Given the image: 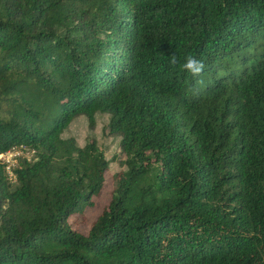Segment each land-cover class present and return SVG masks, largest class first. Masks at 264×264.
<instances>
[{
	"label": "trees",
	"instance_id": "obj_1",
	"mask_svg": "<svg viewBox=\"0 0 264 264\" xmlns=\"http://www.w3.org/2000/svg\"><path fill=\"white\" fill-rule=\"evenodd\" d=\"M97 112L122 168L83 233L109 159L62 131ZM19 145L0 264H264V0H0V153Z\"/></svg>",
	"mask_w": 264,
	"mask_h": 264
},
{
	"label": "rangeland",
	"instance_id": "obj_2",
	"mask_svg": "<svg viewBox=\"0 0 264 264\" xmlns=\"http://www.w3.org/2000/svg\"><path fill=\"white\" fill-rule=\"evenodd\" d=\"M107 120V113L97 112L94 115V123L92 127L89 128L86 117L83 114H78L73 117L67 127L62 131V136H72L78 145H82L89 138H94L98 146L103 151L105 158L109 159V171L105 173L104 185L100 193L94 197L93 204L90 207H87L83 212L84 219L79 226V229L83 233L86 231L88 223L94 219L109 198L110 190L113 186L111 173L118 170L120 167L122 168V166L119 165L121 157H117L119 154V137L108 132L106 128ZM25 154L26 151L24 149H20L19 155ZM73 217V215L69 216L68 220H73ZM71 224H74V222Z\"/></svg>",
	"mask_w": 264,
	"mask_h": 264
},
{
	"label": "built area",
	"instance_id": "obj_3",
	"mask_svg": "<svg viewBox=\"0 0 264 264\" xmlns=\"http://www.w3.org/2000/svg\"><path fill=\"white\" fill-rule=\"evenodd\" d=\"M20 149H24L26 151L25 155H19ZM31 154V150H28L25 146H13L3 152L0 153V160L4 163V168L8 174V177L11 178V168L15 165L18 156H25L26 159L29 158Z\"/></svg>",
	"mask_w": 264,
	"mask_h": 264
},
{
	"label": "clouds",
	"instance_id": "obj_4",
	"mask_svg": "<svg viewBox=\"0 0 264 264\" xmlns=\"http://www.w3.org/2000/svg\"><path fill=\"white\" fill-rule=\"evenodd\" d=\"M178 63H180V61L175 54L169 56L170 65L175 66ZM180 67L182 68V70L187 71L193 76H199L204 69V64L193 56L189 55L184 58V62L180 64Z\"/></svg>",
	"mask_w": 264,
	"mask_h": 264
}]
</instances>
